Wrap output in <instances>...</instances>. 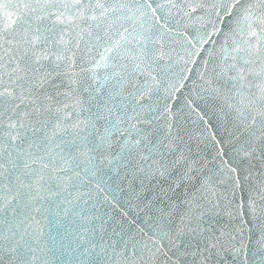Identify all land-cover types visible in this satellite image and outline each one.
Returning a JSON list of instances; mask_svg holds the SVG:
<instances>
[{"label":"snow or ice","instance_id":"obj_1","mask_svg":"<svg viewBox=\"0 0 264 264\" xmlns=\"http://www.w3.org/2000/svg\"><path fill=\"white\" fill-rule=\"evenodd\" d=\"M0 264H264V0H0Z\"/></svg>","mask_w":264,"mask_h":264}]
</instances>
